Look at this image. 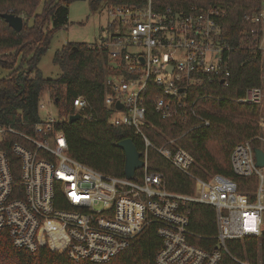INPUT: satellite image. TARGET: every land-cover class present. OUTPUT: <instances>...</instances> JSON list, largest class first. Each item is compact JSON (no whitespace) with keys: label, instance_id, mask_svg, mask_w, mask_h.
Wrapping results in <instances>:
<instances>
[{"label":"built area","instance_id":"built-area-1","mask_svg":"<svg viewBox=\"0 0 264 264\" xmlns=\"http://www.w3.org/2000/svg\"><path fill=\"white\" fill-rule=\"evenodd\" d=\"M102 7L106 33L91 44L103 48L107 56L104 104L112 110L110 123L132 127L142 139L141 173L137 179L115 176L73 158L58 118L50 114L29 131L0 123V231L30 251L46 245L66 250L75 261L102 262L155 221L160 237L157 264H220L222 254L229 253L226 239L245 237L254 238V261L248 256L230 254L231 258L238 264H264V165H255L253 151L254 147L264 151V132L237 143L230 152L233 173L255 178L245 184L248 190L239 191L237 182L221 173L207 178L192 174L191 153L174 147L172 138L153 144L142 127L148 105L162 118L181 120L194 114V86L215 78L224 81L230 73L232 46L222 39L219 21L223 10L200 5L156 8L151 0L139 6ZM242 18L259 25L256 45L263 50L264 7ZM263 99V88L253 86L238 100L260 104ZM72 103L75 112L90 118L84 96L77 95ZM38 107L45 105L39 102ZM148 146L194 179L192 193L172 192L161 172L148 171ZM9 153L17 157V177ZM188 202L214 207L213 249L188 240Z\"/></svg>","mask_w":264,"mask_h":264},{"label":"trees","instance_id":"trees-1","mask_svg":"<svg viewBox=\"0 0 264 264\" xmlns=\"http://www.w3.org/2000/svg\"><path fill=\"white\" fill-rule=\"evenodd\" d=\"M75 0H0V67L8 73L0 77V123L29 131L39 121L40 97L47 92L58 108L57 125L64 133L68 154L106 174L124 176V151L117 141L130 137L143 153L144 143L135 136L133 128L110 123L111 109L104 104L107 56L103 48L86 42H66L56 49L52 61L60 68L55 78L42 75L37 64L48 48L53 33L67 23L68 4ZM147 0H88L91 11L103 5L127 4L139 6ZM154 7L172 5L187 8L190 5L217 6L223 14L221 37L232 46L230 73L224 81L215 78L194 86L191 94L196 99L194 114L183 119L162 118L148 105L144 132L153 144L168 138L175 146L187 150L195 162L192 174L207 178L221 173L237 182L239 191L248 190L249 179L233 173L230 152L234 145L260 133L259 119H264L262 103L239 101L246 89L260 86L264 90V48L259 25L243 20L245 13L260 11L264 0H151ZM4 12L23 15L19 31L10 27L2 17ZM251 28L257 32L252 33ZM264 46V40H263ZM151 86H149L150 88ZM84 96L90 104V118L84 112L72 122L68 116L75 112L72 100ZM149 104V100H147ZM203 119L208 124H203ZM11 139H16L11 137ZM257 145V142L254 143ZM173 147V146H171ZM14 177H17V157L10 154ZM148 171L161 172L165 187L184 194L193 192L194 179L173 166L153 147L146 150ZM141 173L135 172V179ZM188 240L205 249L216 244L215 209L210 204L188 202ZM157 223L151 221L128 245L106 261L73 260L64 249H50L46 245L35 250L16 246L5 230L0 231V264H157L155 254L160 248ZM228 252L222 254L220 264H238L230 256L254 261V238L226 239ZM246 248V251L244 250Z\"/></svg>","mask_w":264,"mask_h":264},{"label":"rangeland","instance_id":"rangeland-1","mask_svg":"<svg viewBox=\"0 0 264 264\" xmlns=\"http://www.w3.org/2000/svg\"><path fill=\"white\" fill-rule=\"evenodd\" d=\"M67 19V23L53 33L48 48L37 64L42 75L45 77L55 78L60 73V68L52 61L56 49L60 48L66 42L95 43L106 33L104 32L105 30H102L107 25V18L103 7L101 6L98 10L91 11L88 0H75L70 2L68 4ZM7 73V69L0 67V77L5 76ZM40 102L45 105V108H39L41 119L45 118L47 114L58 118V108L47 92L42 94ZM259 125L260 132H264L263 118L259 119Z\"/></svg>","mask_w":264,"mask_h":264},{"label":"water","instance_id":"water-1","mask_svg":"<svg viewBox=\"0 0 264 264\" xmlns=\"http://www.w3.org/2000/svg\"><path fill=\"white\" fill-rule=\"evenodd\" d=\"M2 17L7 24L12 27L15 31H19L23 25V18L21 15L14 14L13 12H4ZM222 81V80H221ZM120 104L117 102L116 107ZM80 113L74 112L68 116V121L72 122L80 118ZM117 145L124 151V176L126 178H133L138 168L142 167L144 160L141 157V152L136 148L134 141L130 137L123 138L117 141ZM255 165H264V151L259 147H254Z\"/></svg>","mask_w":264,"mask_h":264}]
</instances>
